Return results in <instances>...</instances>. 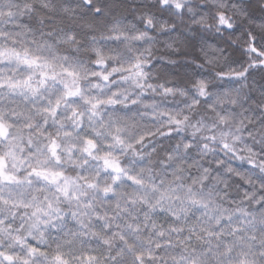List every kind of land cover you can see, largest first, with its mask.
I'll list each match as a JSON object with an SVG mask.
<instances>
[{"label": "clouds", "instance_id": "obj_1", "mask_svg": "<svg viewBox=\"0 0 264 264\" xmlns=\"http://www.w3.org/2000/svg\"><path fill=\"white\" fill-rule=\"evenodd\" d=\"M0 264H264V0H0Z\"/></svg>", "mask_w": 264, "mask_h": 264}]
</instances>
